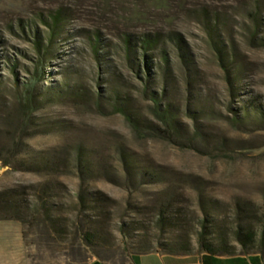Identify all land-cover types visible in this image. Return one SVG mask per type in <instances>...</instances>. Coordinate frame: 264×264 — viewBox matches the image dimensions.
Segmentation results:
<instances>
[{
  "label": "rangeland",
  "instance_id": "1",
  "mask_svg": "<svg viewBox=\"0 0 264 264\" xmlns=\"http://www.w3.org/2000/svg\"><path fill=\"white\" fill-rule=\"evenodd\" d=\"M243 219L264 230V0H0V257L201 255Z\"/></svg>",
  "mask_w": 264,
  "mask_h": 264
},
{
  "label": "trees",
  "instance_id": "2",
  "mask_svg": "<svg viewBox=\"0 0 264 264\" xmlns=\"http://www.w3.org/2000/svg\"><path fill=\"white\" fill-rule=\"evenodd\" d=\"M152 45L151 41L144 40L141 49L145 51L144 60L147 68H150L152 63V56L147 54V48ZM244 221V222H243ZM200 245L204 253L210 256H220V257H236L242 254H238L239 245L244 254H260L264 256L261 252H253L258 243L264 247V230L259 233V231L246 219L238 221L235 226H232L231 232H223L218 237L208 238L207 233L201 234ZM163 249L165 254H181V255H192L191 254V242L190 239L187 244H181L178 248L169 247L166 245ZM150 252H144L140 254H145Z\"/></svg>",
  "mask_w": 264,
  "mask_h": 264
},
{
  "label": "crops",
  "instance_id": "3",
  "mask_svg": "<svg viewBox=\"0 0 264 264\" xmlns=\"http://www.w3.org/2000/svg\"><path fill=\"white\" fill-rule=\"evenodd\" d=\"M209 257H220V256H210L206 253L201 255H181V254H165L161 252H150L145 254H133L129 257H126L123 264H194L192 262L193 258L199 257L200 259L204 256ZM223 258H239L242 259L248 264H264V256L260 254H251V255H239L236 257H223ZM0 264H30L29 261L25 260L24 257L20 260H17L15 256H11L8 253L0 257ZM79 264H105L100 259H97L95 256H91L87 259L86 262Z\"/></svg>",
  "mask_w": 264,
  "mask_h": 264
}]
</instances>
